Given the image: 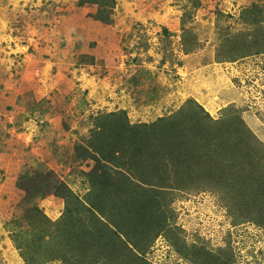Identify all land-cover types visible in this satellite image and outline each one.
Instances as JSON below:
<instances>
[{
  "label": "rangeland",
  "instance_id": "obj_1",
  "mask_svg": "<svg viewBox=\"0 0 264 264\" xmlns=\"http://www.w3.org/2000/svg\"><path fill=\"white\" fill-rule=\"evenodd\" d=\"M190 101L199 133L241 121L261 163L230 189L232 167L195 158L209 178L163 188L168 225L119 257L264 264V0H0V264H29L15 233L38 249L33 264H107L94 248L71 251L77 232H56L66 200L55 188L85 200L87 174L105 163L92 139L112 113L149 124Z\"/></svg>",
  "mask_w": 264,
  "mask_h": 264
},
{
  "label": "trees",
  "instance_id": "obj_2",
  "mask_svg": "<svg viewBox=\"0 0 264 264\" xmlns=\"http://www.w3.org/2000/svg\"><path fill=\"white\" fill-rule=\"evenodd\" d=\"M187 107L186 112L179 110L149 124H130L123 115L112 113L110 122H104L107 132L96 131L91 143L92 152L96 153L93 158L105 163L87 174L90 189L85 200L75 196L63 182L55 188L66 200L65 215L53 222L56 232L78 233L76 241L66 243L69 247L71 244V251L91 247L107 264H125L119 257L123 248L144 252L168 225L161 205L163 188L193 182L194 171L199 173L198 181L209 178L208 174L200 178L202 172L199 166L195 167V158H202L207 170L214 164L212 171L218 173L223 167L225 173L227 167H232L226 178L230 189L237 186L238 174L246 172L248 176L252 166L261 163L253 159L263 157L259 154L261 148L241 121L234 119L231 126L224 124L219 130L199 133L202 109L193 101ZM191 110L193 113L188 115ZM82 212L89 214L90 219L83 218ZM43 221L44 227L52 225L47 218ZM14 236L21 256L33 264L39 253L36 243L31 248V242L26 243L20 234ZM53 252L55 257H66L63 247Z\"/></svg>",
  "mask_w": 264,
  "mask_h": 264
}]
</instances>
